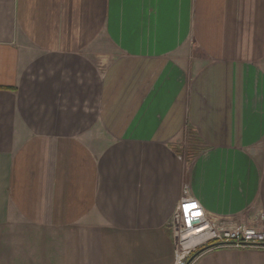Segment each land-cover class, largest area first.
Listing matches in <instances>:
<instances>
[{
  "label": "crops",
  "instance_id": "0c3cea01",
  "mask_svg": "<svg viewBox=\"0 0 264 264\" xmlns=\"http://www.w3.org/2000/svg\"><path fill=\"white\" fill-rule=\"evenodd\" d=\"M185 196L264 230V0H0V264H179Z\"/></svg>",
  "mask_w": 264,
  "mask_h": 264
},
{
  "label": "built area",
  "instance_id": "2783aa9c",
  "mask_svg": "<svg viewBox=\"0 0 264 264\" xmlns=\"http://www.w3.org/2000/svg\"><path fill=\"white\" fill-rule=\"evenodd\" d=\"M168 226L174 238V254L179 264L191 251L210 242L232 246L264 245L263 229L247 227L225 218H213L199 200L191 196H185L178 202ZM191 238L192 241L179 252L183 243Z\"/></svg>",
  "mask_w": 264,
  "mask_h": 264
},
{
  "label": "trees",
  "instance_id": "16d2710c",
  "mask_svg": "<svg viewBox=\"0 0 264 264\" xmlns=\"http://www.w3.org/2000/svg\"><path fill=\"white\" fill-rule=\"evenodd\" d=\"M218 245V243L215 242H210L204 245H201L200 247H197L194 251H191L189 253V255L186 257V259L184 260L183 264H190V262L197 256L199 255L201 252H203L204 250L216 246Z\"/></svg>",
  "mask_w": 264,
  "mask_h": 264
},
{
  "label": "bare ground",
  "instance_id": "6f19581e",
  "mask_svg": "<svg viewBox=\"0 0 264 264\" xmlns=\"http://www.w3.org/2000/svg\"><path fill=\"white\" fill-rule=\"evenodd\" d=\"M193 240H194V239H193ZM191 241H192V238H191L190 240H188V242H184V243H183V247L180 248L179 252L183 251L184 248L186 247V245H187L189 242H191ZM179 254H180V253H179Z\"/></svg>",
  "mask_w": 264,
  "mask_h": 264
},
{
  "label": "rangeland",
  "instance_id": "374dc122",
  "mask_svg": "<svg viewBox=\"0 0 264 264\" xmlns=\"http://www.w3.org/2000/svg\"><path fill=\"white\" fill-rule=\"evenodd\" d=\"M187 257V256H186ZM186 257L183 259V262H184V260L186 259ZM183 264V263H182Z\"/></svg>",
  "mask_w": 264,
  "mask_h": 264
}]
</instances>
